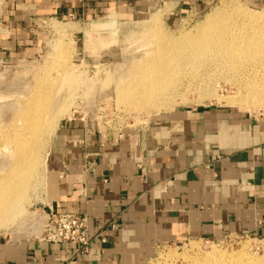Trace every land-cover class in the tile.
<instances>
[{
	"label": "crops",
	"instance_id": "0c3cea01",
	"mask_svg": "<svg viewBox=\"0 0 264 264\" xmlns=\"http://www.w3.org/2000/svg\"><path fill=\"white\" fill-rule=\"evenodd\" d=\"M155 1L178 17L215 0H13L9 10L23 22L88 19L145 11ZM86 131L77 122L63 125L64 146L48 166L45 212L86 215L89 253L0 241V264H146L159 248L192 239L264 238V126L250 116L206 107L159 115L117 138Z\"/></svg>",
	"mask_w": 264,
	"mask_h": 264
},
{
	"label": "rangeland",
	"instance_id": "374dc122",
	"mask_svg": "<svg viewBox=\"0 0 264 264\" xmlns=\"http://www.w3.org/2000/svg\"><path fill=\"white\" fill-rule=\"evenodd\" d=\"M12 4L13 0H0V165L5 164L0 172L9 169L10 163V148H5L2 134L15 124L21 106L30 101L29 96L39 86L38 79L42 78L47 85L60 74L58 87H62L65 78L63 74L73 71L78 75L75 85L81 82V86L74 87L72 95L66 87L62 90L64 95L70 92L65 98L69 97L73 102L68 106L65 115L58 118L55 131L46 134L44 138L41 159L46 158V171L42 168L39 171L32 170L31 190L23 206L22 216L13 225L0 230V241L41 239L42 226L34 232L32 223L35 220H41V225L46 223L48 166L55 149L62 148L60 137L62 127L67 122H77L87 130L88 136L98 135L106 140L110 134L117 138L124 132L144 128L162 114L207 107L241 112L264 126V93H255L260 97V104H256L253 110L220 102L222 97L231 98L238 94L244 97L247 94V87L242 85L244 77L235 73L194 70L177 80V83L169 85L167 97L170 101L158 108L148 107L133 96L119 102L112 86L116 72L124 70L125 75L132 76L131 80L134 78V71L138 67L133 60L131 62L127 59L128 55L135 54L137 51L134 50L138 47L144 50L145 47L142 46H146L148 38L152 39L151 36L158 27L169 36L192 34L215 13L220 16L215 15L216 21L239 8L252 13H263L264 5L253 0H215L201 11L188 10L175 17L170 16L172 9H169L168 4L158 5V1H155L145 11H114L88 19L31 16L23 22L20 17L10 14L9 8ZM112 23L113 26L109 27ZM159 43L150 46V50L157 48ZM61 51L65 54H60ZM80 77L84 78L83 82ZM63 174L61 177L65 178ZM22 223H26V226L22 225L23 229L20 228L22 232L16 231L15 226L20 227L19 224ZM192 244H196L195 250H192ZM263 244L264 238L251 236H229L218 241L192 239L159 248L146 264H163L165 255L177 258V264H185L182 256L205 254L214 248L227 253L239 252L244 246L249 254L262 258Z\"/></svg>",
	"mask_w": 264,
	"mask_h": 264
},
{
	"label": "bare ground",
	"instance_id": "6f19581e",
	"mask_svg": "<svg viewBox=\"0 0 264 264\" xmlns=\"http://www.w3.org/2000/svg\"><path fill=\"white\" fill-rule=\"evenodd\" d=\"M215 15L220 17L219 13L211 15L192 34L169 36L158 27L152 39L148 38L146 46H142L144 50L134 47L133 50L137 52L129 54L127 59L133 60L138 69L134 71L132 80V76L125 75L124 70L116 72L112 86L117 100L122 102L133 96L148 107H162L170 101L167 97L169 85L177 83V80L194 70L205 69L206 73L220 70L244 77L242 85L247 87V94L244 97L239 94L231 98L222 97L220 102L224 101L229 106L239 105L247 110H253L256 104H260V97L255 93H264V12L252 13L239 8L216 21ZM112 26L113 23L109 25ZM158 42L161 47L158 44L157 48L150 50V46ZM60 54L64 55L65 52L61 51ZM63 75L62 87H58L60 74L47 85L44 84L45 80L38 79L39 86L29 96L30 101L21 106L15 124L2 134L5 148H10V163L9 169L0 172V230L13 225L22 216L23 206L31 190L32 170L39 171L42 168L46 171V158L41 159L44 138L55 131L58 118L65 115L73 102L71 98H65L67 93L71 92L72 95L74 87L81 86V82L75 85L78 76L75 72L67 71ZM80 80L83 82L84 78L80 77ZM65 87L67 91L70 90L66 95L62 91ZM4 167L5 164H1L0 170ZM34 222V232L41 226L43 230L41 220L40 223ZM22 225L26 226V223L19 224L20 227L16 225V231L22 232ZM28 234L30 236L31 232ZM191 248L195 250L196 244H192ZM198 254L182 256V261L187 264H264V257L249 254L246 246L239 252L227 253L214 248L209 253ZM163 259V264H177V258L173 256L165 255Z\"/></svg>",
	"mask_w": 264,
	"mask_h": 264
},
{
	"label": "built area",
	"instance_id": "2783aa9c",
	"mask_svg": "<svg viewBox=\"0 0 264 264\" xmlns=\"http://www.w3.org/2000/svg\"><path fill=\"white\" fill-rule=\"evenodd\" d=\"M46 216L40 242L70 245L78 248L83 255L89 253L93 240L86 215L49 213Z\"/></svg>",
	"mask_w": 264,
	"mask_h": 264
}]
</instances>
